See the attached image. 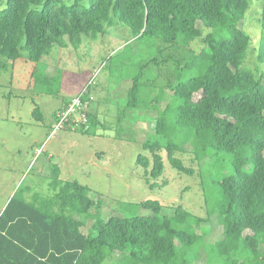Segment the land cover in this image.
<instances>
[{
    "label": "trees",
    "instance_id": "trees-1",
    "mask_svg": "<svg viewBox=\"0 0 264 264\" xmlns=\"http://www.w3.org/2000/svg\"><path fill=\"white\" fill-rule=\"evenodd\" d=\"M250 5L251 0H0V70L23 52L35 83L50 84L39 68L55 46L96 40L119 24L150 45L160 41L185 49L201 38L202 47L180 65L192 73L167 85L166 102L153 94L139 103L138 75L126 106L156 113L151 134L141 142L150 158L136 157L146 181L162 175L164 158L177 172L192 175L177 155L188 152L200 166L206 212L202 218L179 204L165 208L146 199L121 203L119 214L105 219L90 188L61 179L52 163L47 194L19 185L1 209L0 264H106L115 252L121 255L116 264H264V0L253 63L247 57L250 36L240 26ZM151 61L157 62L146 63ZM64 100L55 118L70 101ZM31 114L42 121L35 103ZM87 117L88 128L79 130L94 132L97 117L90 109ZM141 208L146 213L138 214ZM82 216L92 220L86 232ZM211 216L221 231L208 245L206 230L195 227ZM204 246L211 252L203 263L194 262Z\"/></svg>",
    "mask_w": 264,
    "mask_h": 264
},
{
    "label": "rangeland",
    "instance_id": "rangeland-1",
    "mask_svg": "<svg viewBox=\"0 0 264 264\" xmlns=\"http://www.w3.org/2000/svg\"><path fill=\"white\" fill-rule=\"evenodd\" d=\"M260 11V0H251L240 23L250 36L251 51L247 57L251 63L255 61L261 36ZM200 40L197 38L185 49L167 47L160 41L150 45L134 40L130 29L119 24L106 28L96 40L86 38L76 46L70 44L60 49L55 46L44 58L45 66L41 64L39 68L51 77L50 84L34 82L28 72L32 64L24 61L23 52L12 66L0 70V211L9 198L10 190L13 193L19 185L35 187L33 190L47 194L45 179L49 180L52 163L58 156L55 162L59 177L87 185L89 195L100 201L99 213L105 219L119 214L121 203H137L146 199H156L165 208L179 204L203 218L206 212L199 184V164L191 161L192 155L188 152L177 154L185 166L193 169V174L187 175L171 168L164 158L162 175L156 179L147 177V182L144 169L136 164V157L142 153L150 158V154L141 148V142L151 134L156 113L147 108L126 106L127 90L132 86V78L138 75L140 87L136 97L139 103H148L153 94L163 96L166 102L171 94L167 85H173L176 80L187 78L192 73L181 70L180 65L198 52L203 45ZM152 58L157 62L147 64ZM86 84L94 99L91 106H97L99 113L103 114V119L99 121L97 118L99 132L84 133L79 129L66 132L60 129L55 132V137L49 136L51 128H47L45 117L40 126L35 125L30 115L34 103L48 117L59 101L65 103L62 99L75 97ZM47 89L55 92L48 94ZM38 149L41 152L45 150V153L36 159L34 154ZM48 153L53 154L52 162L46 163L49 168L39 173ZM154 181L159 186L149 185ZM137 213L146 211L141 208ZM81 219L85 220V216ZM91 223V219L85 220L81 230L86 232ZM202 227L206 230L203 241L211 245L220 236L221 227L214 216L207 223L197 225L195 230L201 232ZM202 249L194 262L203 263V257L211 252L209 246ZM120 259L121 255L115 252L106 264H116Z\"/></svg>",
    "mask_w": 264,
    "mask_h": 264
},
{
    "label": "built area",
    "instance_id": "built-area-1",
    "mask_svg": "<svg viewBox=\"0 0 264 264\" xmlns=\"http://www.w3.org/2000/svg\"><path fill=\"white\" fill-rule=\"evenodd\" d=\"M83 88L79 94L71 98L68 104L58 112L52 125L51 134L64 128L82 129L83 131L88 128L87 112L93 99L88 93V85L86 84Z\"/></svg>",
    "mask_w": 264,
    "mask_h": 264
},
{
    "label": "crops",
    "instance_id": "crops-1",
    "mask_svg": "<svg viewBox=\"0 0 264 264\" xmlns=\"http://www.w3.org/2000/svg\"><path fill=\"white\" fill-rule=\"evenodd\" d=\"M80 89V87H78V90ZM78 90H77V92H78ZM76 92V93H77ZM51 99H53V97L51 98ZM65 99V98H64ZM64 99H62V102H64L65 100ZM94 100V99H93ZM34 103V102H33ZM63 104L64 103H61V101H59V103H57L56 104V106H54L52 109H51V111L49 112L50 113V115L47 117V116H45L42 112H41V114H42V116H43V119H44V117L48 120V122H47V128L48 127H50L51 128V130H52V125H53V123H54V121H55V116H53V112L55 111V110H58L59 108H61L62 106H63ZM36 105H38V104H36ZM124 106V105H123ZM38 107H39V109H40V106L38 105ZM89 109H90V112L91 113H93L94 115H96V117L99 119V121L101 120V119H103L102 118V115L103 114H100L99 113V111H98V107L96 106V107H93V106H91V104H90V107H89ZM30 113H31V110H30ZM31 115V119L35 122V120L33 119V117H32V114H30ZM43 119H42V121H40V122H36L35 123V125L36 126H40L41 125V123H43ZM32 121V122H33ZM100 127V124L98 123L96 126H95V132L97 133V132H99L98 131V128ZM51 130H50V132H49V136H55L56 137V135H57V133H52L51 134ZM62 130H66V132L67 131H71L70 129H68V128H64V129H62ZM58 137V136H57ZM47 139V138H46ZM46 139H45V142H44V145L46 144ZM41 153H45V150L43 151V149H42V152L40 151V149H38L37 150V153L36 154H34V157L36 158V159H38V157H40V155L39 154H41ZM46 156V155H45ZM47 158H44L43 159V164H41V166L42 167H40L41 169V171H39V173H43V171L42 170H44L45 168L46 169H48L49 167H47V164L46 163H50V161H51V159L53 158V154H51V153H48L47 154V156H46ZM56 160H58V156L56 157V159H55V161ZM54 161V163H56ZM52 162V161H51ZM46 173V172H45ZM45 180H47V179H45ZM17 185V184H16ZM47 185V189H48V184H46ZM16 187V186H15ZM29 189V188H28ZM30 189L31 190H33V189H35V187H33V189H32V187H30ZM14 192V191H13ZM30 193V190H28V192H27V194H29ZM13 193H12V189L10 190V192H9V196L8 197H10L11 195H12ZM8 199V198H7ZM5 205V204H4Z\"/></svg>",
    "mask_w": 264,
    "mask_h": 264
}]
</instances>
